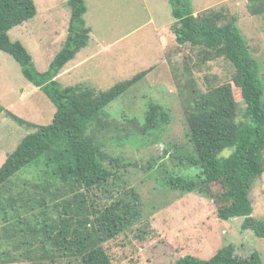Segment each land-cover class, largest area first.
<instances>
[{"label":"rangeland","instance_id":"rangeland-1","mask_svg":"<svg viewBox=\"0 0 264 264\" xmlns=\"http://www.w3.org/2000/svg\"><path fill=\"white\" fill-rule=\"evenodd\" d=\"M34 1L37 15L14 27L10 35L13 40L22 41L31 52L35 68L46 71L67 38L72 9L68 0ZM191 2L195 15L214 8L223 9L237 19L241 35L262 66L264 80V10L254 13L248 0ZM85 4L84 20L91 29L89 39L56 77L60 85L85 83L107 90L140 74L105 112L120 122L127 124L129 120H137L141 125L146 121L150 104H160L170 112V122L150 137L124 136L120 141L115 139L110 146L126 163L118 169L122 181L111 180L109 193L100 189L95 199L99 203L112 202L120 196L119 191L125 189L124 184L120 185L125 182V187H134L140 193L143 210L140 222L106 243L115 263L173 264L188 254L209 259L221 248L233 245L241 257L258 252L264 264V238L252 229H244L242 217L222 219L211 196L200 192L183 194L167 184L171 175L190 176L199 171L181 158L188 155V146L184 144L188 130L184 104L189 85L205 91L211 84L230 81L235 72L232 62L224 57L203 62L199 59L202 54L189 44L180 45L172 31L176 19L170 0H85ZM234 92L239 99V89L234 88ZM0 104L5 107L0 112L1 167L24 136L35 130L20 125L9 112L32 123L49 124L56 106L25 76L22 65L2 49ZM176 145L182 146L173 157ZM233 150L226 149L223 156ZM34 164L20 170L7 186V196L16 197V207L21 218L26 219L18 228H8L13 222H1V264H34L42 260L40 247L35 244L30 249L21 244L29 239L24 231L29 227L26 223L42 229L57 216L54 206L60 200H51L49 195L57 190L60 182L50 171L46 172L41 163ZM218 186L213 185V190L217 191ZM64 199L69 198H61ZM251 199L253 215L264 220V173L255 180ZM44 200L47 204H39ZM22 205L26 206L20 207ZM47 208L50 210L45 214ZM58 208L63 210L62 205ZM66 263V259H60L39 264Z\"/></svg>","mask_w":264,"mask_h":264},{"label":"trees","instance_id":"trees-1","mask_svg":"<svg viewBox=\"0 0 264 264\" xmlns=\"http://www.w3.org/2000/svg\"><path fill=\"white\" fill-rule=\"evenodd\" d=\"M170 2L176 19L172 25L176 41L180 45L189 44L202 54L200 61L226 58L234 65L235 72L230 81L211 84L205 91L189 85L184 104L188 126L184 144L188 146V155L181 158L199 171L190 176L171 175L167 184L183 194L200 192L211 196L217 205L218 217H242L244 229H252L264 238V220L253 215L251 199L255 180L264 173L262 66L241 35L237 19L230 13L210 8L195 15L191 0ZM68 3L72 14L67 38L50 68L39 71L33 64L31 52L22 41L13 40L10 35L14 27L37 15L35 1L0 0V49L22 65L25 76L56 106L49 124L32 123L9 112L20 125L35 130L24 136L0 167V224L13 222L8 228H18L25 223L26 218H21L16 207V197L7 196V186L20 170L41 163L46 172L50 171L60 182L57 190L49 195V199L60 202L54 206L58 212L51 224L46 223L39 229L26 223L29 227L24 231L29 239L21 244L30 249L36 244L42 249V260L34 264L60 259H66V264H116L105 245L140 222L143 210L140 193L134 187H125V182L120 183L125 189L119 191L120 196L112 202L99 203L95 199L100 189L109 193L111 180L122 181L118 169L126 163L110 146L115 139L120 141L124 136L150 137L170 122V112L160 104H150L143 125L137 120H129L127 124L120 122L105 112L140 74L107 90L85 83L60 85L56 77L87 45L91 30L84 20L85 0H68ZM248 3L254 13L264 10V0H248ZM234 88L239 89V99ZM4 110L0 104V112ZM181 146L176 145L173 157ZM230 148L233 152L223 156ZM213 185H219L217 191L213 190ZM60 205L63 210L58 208ZM48 210H44L45 214ZM173 264H262V261L258 252L241 257L233 245H227L209 259L188 254Z\"/></svg>","mask_w":264,"mask_h":264}]
</instances>
